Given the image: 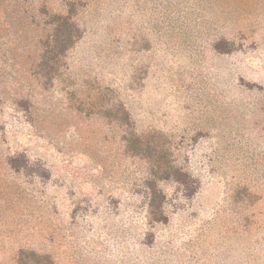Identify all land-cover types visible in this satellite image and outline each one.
Wrapping results in <instances>:
<instances>
[{"label": "rangeland", "instance_id": "374dc122", "mask_svg": "<svg viewBox=\"0 0 264 264\" xmlns=\"http://www.w3.org/2000/svg\"><path fill=\"white\" fill-rule=\"evenodd\" d=\"M0 264H264V0H0Z\"/></svg>", "mask_w": 264, "mask_h": 264}]
</instances>
